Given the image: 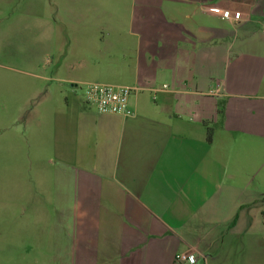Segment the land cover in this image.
<instances>
[{"label": "crops", "instance_id": "1", "mask_svg": "<svg viewBox=\"0 0 264 264\" xmlns=\"http://www.w3.org/2000/svg\"><path fill=\"white\" fill-rule=\"evenodd\" d=\"M24 3L29 20L50 11L65 41L40 50L37 72L14 70L46 85L30 92L19 197L28 259L264 264V0ZM227 5L240 20L223 17ZM88 84L136 88L132 114L100 113Z\"/></svg>", "mask_w": 264, "mask_h": 264}, {"label": "rangeland", "instance_id": "2", "mask_svg": "<svg viewBox=\"0 0 264 264\" xmlns=\"http://www.w3.org/2000/svg\"><path fill=\"white\" fill-rule=\"evenodd\" d=\"M15 1L17 3L11 6L0 4V147L6 146L8 149L12 138L17 139L19 147L15 151L0 150V264H34L31 259L35 255L30 256L31 246H28L25 232L26 217L22 215L19 197H24L25 184L29 180L28 124L38 104L36 99L30 98V92L38 91V88L39 92L45 91L46 85L14 70H25V66H32V70L37 72L46 60L44 51L40 50L47 45L60 47V43L63 45L65 41L58 39L57 26L51 20L48 22L51 32L48 31L46 21L48 15L51 16L50 11L35 8L29 20L25 18L28 11L24 3L26 0ZM226 10L236 13L238 7L232 9L227 5ZM262 23L264 25V20ZM263 25L256 23L257 30ZM224 26L226 30L244 36V30L233 28L226 20ZM262 186L259 182L256 184L258 190ZM263 190L264 187L260 191ZM8 198L12 202L9 206Z\"/></svg>", "mask_w": 264, "mask_h": 264}, {"label": "built area", "instance_id": "3", "mask_svg": "<svg viewBox=\"0 0 264 264\" xmlns=\"http://www.w3.org/2000/svg\"><path fill=\"white\" fill-rule=\"evenodd\" d=\"M225 19L233 18L241 19V13H232L224 11ZM85 101L95 106L102 114H119L129 116L132 114L130 108V99L136 93V88L113 86L104 84H88L83 86ZM195 262V257L192 255L178 256V263Z\"/></svg>", "mask_w": 264, "mask_h": 264}, {"label": "trees", "instance_id": "4", "mask_svg": "<svg viewBox=\"0 0 264 264\" xmlns=\"http://www.w3.org/2000/svg\"><path fill=\"white\" fill-rule=\"evenodd\" d=\"M211 130H209V134H208V141L210 142L211 141Z\"/></svg>", "mask_w": 264, "mask_h": 264}]
</instances>
